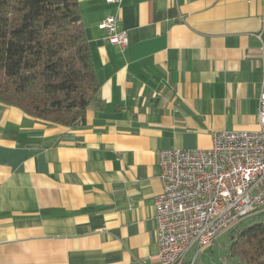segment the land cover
Returning <instances> with one entry per match:
<instances>
[{
	"label": "crops",
	"instance_id": "crops-1",
	"mask_svg": "<svg viewBox=\"0 0 264 264\" xmlns=\"http://www.w3.org/2000/svg\"><path fill=\"white\" fill-rule=\"evenodd\" d=\"M78 2L98 101L73 126L0 102V264H158L159 151L258 130L262 3Z\"/></svg>",
	"mask_w": 264,
	"mask_h": 264
},
{
	"label": "trees",
	"instance_id": "trees-1",
	"mask_svg": "<svg viewBox=\"0 0 264 264\" xmlns=\"http://www.w3.org/2000/svg\"><path fill=\"white\" fill-rule=\"evenodd\" d=\"M98 88L78 0H0L1 103L73 126ZM229 237L220 264H264V221Z\"/></svg>",
	"mask_w": 264,
	"mask_h": 264
},
{
	"label": "built area",
	"instance_id": "built-area-1",
	"mask_svg": "<svg viewBox=\"0 0 264 264\" xmlns=\"http://www.w3.org/2000/svg\"><path fill=\"white\" fill-rule=\"evenodd\" d=\"M260 1L256 38L263 44L264 0ZM100 27L111 44L127 43L115 15L107 16ZM257 120L256 131L212 132L206 149L159 151L162 191L154 198L158 264H187L193 247L198 252L212 245L243 218L264 211V63Z\"/></svg>",
	"mask_w": 264,
	"mask_h": 264
},
{
	"label": "rangeland",
	"instance_id": "rangeland-1",
	"mask_svg": "<svg viewBox=\"0 0 264 264\" xmlns=\"http://www.w3.org/2000/svg\"><path fill=\"white\" fill-rule=\"evenodd\" d=\"M264 211L243 218L235 228L241 230L245 227L264 221ZM234 228V227H233ZM232 230V229H231ZM231 230L220 235L212 245L197 252L193 247L186 255L187 264H220L225 261V251L229 244Z\"/></svg>",
	"mask_w": 264,
	"mask_h": 264
}]
</instances>
